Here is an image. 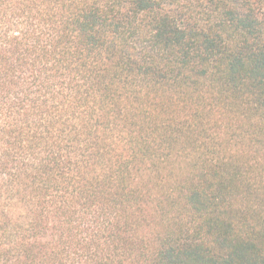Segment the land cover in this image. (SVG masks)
I'll return each mask as SVG.
<instances>
[{
    "label": "trees",
    "instance_id": "1",
    "mask_svg": "<svg viewBox=\"0 0 264 264\" xmlns=\"http://www.w3.org/2000/svg\"><path fill=\"white\" fill-rule=\"evenodd\" d=\"M0 264H264V0H0Z\"/></svg>",
    "mask_w": 264,
    "mask_h": 264
}]
</instances>
